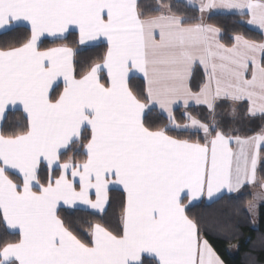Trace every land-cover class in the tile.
Masks as SVG:
<instances>
[{"label":"snow or ice","instance_id":"1","mask_svg":"<svg viewBox=\"0 0 264 264\" xmlns=\"http://www.w3.org/2000/svg\"><path fill=\"white\" fill-rule=\"evenodd\" d=\"M184 6L198 16L172 0H0V32H27L0 47V264H225L208 230L230 236L264 202V40L234 32L225 43L208 21L232 16L264 36V0ZM84 47L104 51L80 64ZM9 111L20 122L5 128ZM246 187L252 199L230 216L189 214ZM113 189L118 222L85 221L87 239L61 215L102 216Z\"/></svg>","mask_w":264,"mask_h":264},{"label":"trees","instance_id":"2","mask_svg":"<svg viewBox=\"0 0 264 264\" xmlns=\"http://www.w3.org/2000/svg\"><path fill=\"white\" fill-rule=\"evenodd\" d=\"M176 5L175 10L178 14L188 16L190 19L198 16V13L192 9L185 7V3L181 0H172ZM235 17L232 16H213L208 22L214 23L220 26L224 30V42H230V36L234 32H240L249 39H255L257 41L262 40V35L249 28L244 23H237ZM192 22H195L192 19ZM27 35L26 30L21 28L20 31L8 30L0 34V47L9 46L11 44L21 41ZM74 37H69L68 43L72 44ZM45 47L52 46L50 42H45ZM75 47V44H72ZM104 51L103 47H84L77 49L76 60L80 64L90 63L97 58ZM80 65H78V70ZM196 68L193 72L191 79V86L194 90L198 89L201 84V80L196 76ZM142 85V79H133L130 83V87L133 90H137ZM62 87V86H61ZM229 105L225 103L222 108V116L218 117L227 126L231 123V117L228 115ZM194 115H201V109L194 106L192 109ZM183 109H177V119L183 123ZM21 114L17 111H9L8 118L5 121V128H10L12 125L20 122ZM149 121L155 122L157 126H163L166 123V117L159 113H151L149 115ZM260 124L259 120L252 122H246L244 127L248 129L247 134L251 135L253 131L258 130ZM264 175V172L261 173ZM251 199L250 188H244L241 193L232 196L225 195L223 199L216 203H196V206L189 209V214L198 219H202L207 222H211L214 218L227 215H232V209L234 207H243L247 201ZM123 203V193L119 190L113 189L110 191V203L107 206L106 213L96 214L88 209L81 210H65L61 212V215L71 220L76 228L78 234L82 238L87 239L85 221H97L107 222L115 224L118 222L119 214ZM236 228L234 233L230 236H224L212 230H208L207 235L213 247L216 249L221 258L225 261V264H264V204L258 206L257 213V225L252 226L251 218L247 214L239 216L235 220ZM235 249V251H234ZM234 251V252H233Z\"/></svg>","mask_w":264,"mask_h":264},{"label":"crops","instance_id":"3","mask_svg":"<svg viewBox=\"0 0 264 264\" xmlns=\"http://www.w3.org/2000/svg\"><path fill=\"white\" fill-rule=\"evenodd\" d=\"M181 1H183L184 3H185V0H181ZM248 26V25H247ZM249 28H251V29H253L251 26H248ZM253 30H255V29H253ZM255 31H257V30H255ZM5 32V31H4ZM257 32H259V31H257ZM1 33H3V32H0V34ZM260 33V32H259ZM261 34V33H260ZM262 40H264V36H262ZM195 70V69H194ZM196 76L199 78V80H201V83L203 82V80H204V74H203V69L202 68H200L199 66H197L196 67ZM191 83V82H190ZM62 86V85H61ZM120 191V190H119ZM255 191V189H252V188H250V192H251V195L253 196V192ZM122 192V191H121ZM225 195H228V194H225ZM233 195H235V194H233ZM202 202H205V203H209L206 199L204 200V201H202ZM196 203H199V202H196ZM260 204H264V202H261V203H259V205ZM88 210H90V209H88ZM91 211H93L94 212V210H91Z\"/></svg>","mask_w":264,"mask_h":264},{"label":"rangeland","instance_id":"4","mask_svg":"<svg viewBox=\"0 0 264 264\" xmlns=\"http://www.w3.org/2000/svg\"><path fill=\"white\" fill-rule=\"evenodd\" d=\"M251 199H252V195H251ZM250 218H251L252 226H253V227H256V225H257V215H256L255 218H253V217H251V216H250ZM253 220H254V222H253ZM234 251H235V249H234ZM234 251H233V252H234Z\"/></svg>","mask_w":264,"mask_h":264}]
</instances>
